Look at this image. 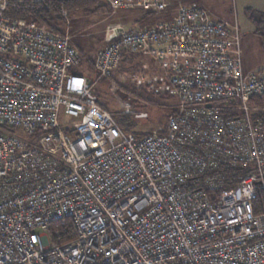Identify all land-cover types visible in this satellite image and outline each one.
Listing matches in <instances>:
<instances>
[{
	"label": "built area",
	"instance_id": "built-area-1",
	"mask_svg": "<svg viewBox=\"0 0 264 264\" xmlns=\"http://www.w3.org/2000/svg\"><path fill=\"white\" fill-rule=\"evenodd\" d=\"M101 1L148 12L179 0ZM43 3L0 0V264H264L251 101L264 68L244 71L237 27L192 2L168 23L107 29L97 78L136 53L164 68L172 109L140 133L98 103L66 35L11 14Z\"/></svg>",
	"mask_w": 264,
	"mask_h": 264
},
{
	"label": "rangeland",
	"instance_id": "rangeland-1",
	"mask_svg": "<svg viewBox=\"0 0 264 264\" xmlns=\"http://www.w3.org/2000/svg\"><path fill=\"white\" fill-rule=\"evenodd\" d=\"M201 1L207 4V0ZM192 2L199 3L197 0H179L162 10L148 11L150 13H143L144 9L141 8L113 9L102 3L100 7L89 12L77 10L70 15L67 13L66 17L62 16L61 20L58 19L54 23L62 31L60 34L66 35L71 46L81 55V68L90 76L97 98L110 111L125 108L134 111L131 119L133 130L136 132L143 133L161 128L166 124L167 115L172 109L174 100L163 90L167 80L162 65L152 55L143 52L123 63L111 76L97 78L93 63L92 71L86 60L89 57L93 60L96 53L105 46L106 33L110 26L118 25L125 30L151 28L160 23L173 21L177 11ZM222 3L223 0H212L211 14L218 12L217 6H222ZM224 7H220L221 14L227 12V7L226 9ZM15 11L19 12L20 9L15 8ZM225 15L227 16V13ZM22 20L36 23L30 19ZM239 50L245 67L264 62V49L258 36L253 33H240ZM141 76L144 77L142 81L139 80ZM140 111L146 112L148 116L146 118L134 116L135 112Z\"/></svg>",
	"mask_w": 264,
	"mask_h": 264
},
{
	"label": "trees",
	"instance_id": "trees-1",
	"mask_svg": "<svg viewBox=\"0 0 264 264\" xmlns=\"http://www.w3.org/2000/svg\"><path fill=\"white\" fill-rule=\"evenodd\" d=\"M102 3L103 2L101 0H44V3L41 4V6L35 9L33 12L19 11V12H11V14H13L14 16L23 17L25 19L33 20L42 27L53 31L54 33H62V31H60L54 25V23L57 22L58 19L60 20L62 19V14H61L62 8L67 10L68 15H70L77 10L88 11V12L95 10L96 8L100 7ZM245 11L248 18L254 25V34L258 36L261 46L264 49V14L262 12H258L249 8H247ZM145 13H150V12H145ZM140 54L141 53L132 54L130 55V59L135 58ZM86 61L89 63L88 65L91 69L93 60L89 57L87 58ZM86 76L91 81L90 76L88 75ZM120 88L125 89L122 86H120ZM97 101L102 107L109 109L98 98ZM251 101H254L256 105L260 106V109L256 111L254 115L263 118L264 120V94L262 96L255 98L254 100L252 98ZM121 111L122 110L113 111L115 117L118 119L119 123L124 129L134 131L131 114L121 113Z\"/></svg>",
	"mask_w": 264,
	"mask_h": 264
},
{
	"label": "crops",
	"instance_id": "crops-1",
	"mask_svg": "<svg viewBox=\"0 0 264 264\" xmlns=\"http://www.w3.org/2000/svg\"><path fill=\"white\" fill-rule=\"evenodd\" d=\"M199 5L206 9L208 13L210 14L211 18L215 21L222 22L226 24L227 26L234 28L237 27L238 30V36L240 37V33H253L254 34V25L248 18L246 14V9H252L258 12H262L264 14V0H223L222 6H217L219 8L218 12L211 14V1L207 0V4H205L201 0H197ZM226 5V6H225ZM225 6V7H224ZM220 7H224L227 12L220 13ZM147 11L144 10L143 13ZM227 13V16L225 15ZM227 22H226V21ZM243 69L245 72H252L260 68H264V62L262 64H250L248 67H245L243 64Z\"/></svg>",
	"mask_w": 264,
	"mask_h": 264
}]
</instances>
